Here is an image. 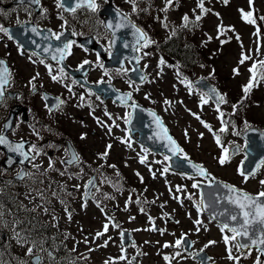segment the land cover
I'll use <instances>...</instances> for the list:
<instances>
[{
  "label": "rangeland",
  "instance_id": "1",
  "mask_svg": "<svg viewBox=\"0 0 264 264\" xmlns=\"http://www.w3.org/2000/svg\"><path fill=\"white\" fill-rule=\"evenodd\" d=\"M144 3L152 5L153 12L158 15L159 23L156 26L160 32H167L162 29L160 20L167 16V23L170 28L173 27L174 22L180 21L182 17L187 14L189 17H195L201 14L200 8L197 7V1L195 0H176V3L169 8L167 13L161 11L164 7L165 0H143ZM105 0H97V3L101 5ZM114 4L119 3L122 10L126 11L130 5L125 0H113ZM204 7L210 11L206 12L201 21H199L200 27L198 35L203 39L211 37L210 44L216 54V62L221 67L218 68L219 73L227 78L228 86H232L234 91L239 90L240 86L247 83L250 77L249 68L254 61L264 60V20L260 19L264 17V0H253L252 5H249V0H228L225 4L224 0H204ZM241 9L244 12L252 11L256 20L255 24H249L242 20ZM195 10V11H194ZM81 12V11H79ZM85 12V11H83ZM86 14V13H85ZM218 14V15H217ZM222 24L227 29L231 27L232 31H226L223 36H218L217 26ZM259 29V35H255ZM100 36L107 42V33L104 28L100 30ZM237 36L239 39H237ZM221 41H227L221 43ZM11 41L0 34V54L5 48L6 50L12 49ZM259 49V51H257ZM13 50V49H12ZM78 47L73 48V55L70 56L71 63H77L83 60L85 53H78ZM151 53V55L144 57L140 64L144 69V65L147 64L148 68L144 69L148 73V80L152 82H145L139 84V91H133L134 99H139L142 103L152 109H154L165 122L173 136L182 146L184 153L188 158L203 164L215 178L226 181L232 185L244 189L249 193H257L261 190L259 181L264 179V166L261 167L255 178H250L247 183L243 181V178L238 174L237 169L240 167L241 160L244 157L242 151L237 152L232 156L229 163L221 166L217 162V157L221 153V149L216 145L213 138V134L204 128L198 120L194 118L190 113H197L207 123H209L214 130H218L221 127L220 121L217 119L218 113L215 110V103L211 100L208 104H200V90L193 86V94H189L188 89L184 84H181L179 78L176 75L175 70L168 66L171 63L168 57V51H158L152 49V46L145 49ZM244 52L247 55H251L252 59L245 61L244 64H239L241 53ZM18 53H15L17 56ZM15 56L13 58H15ZM91 59L95 60V57ZM80 58V59H79ZM163 58L166 61V65H162L158 68L159 60ZM18 61L22 59L18 58ZM96 64V62H95ZM259 67V66H258ZM125 68L130 69L129 64H125ZM238 68L239 75H234L233 69ZM209 68L198 67L193 71H189L194 78L206 77L210 72ZM264 71V70H261ZM30 72V70H29ZM161 72L160 75H157ZM220 77V74L218 75ZM88 78L90 81L107 79V76L103 75V70L96 65L89 72ZM181 78L188 77L181 75ZM126 79L121 76L114 78L113 84L118 89H126L132 91L129 88ZM224 87V86H222ZM257 97L264 95V81L257 86ZM64 86V91H66ZM227 89V88H226ZM82 90L77 89L76 94L81 93ZM146 95L149 97L146 99ZM90 103L94 104L92 108L86 106L74 105L72 101L70 104H66L70 109L73 117L67 120V126L69 125L70 132L74 136H77V132L80 131L86 135L85 139H81L79 146L83 149L84 155L80 153L81 159L86 161H97V169L95 172L98 179V185L100 192H95L94 197L89 199L86 203L81 200V194L70 193L68 194L67 204L72 207V218L68 219L65 211H56L52 205L51 193L49 192L50 203L48 205L50 211L56 217L64 215V231L69 235L67 239L68 245L64 246L66 249L69 246L71 249L74 244H78L76 251L73 255L82 257L84 264H105L112 258V264H127L126 260H119L121 255L119 231L109 225V231L99 238H95L97 231L103 230V225L107 223V220L99 209L101 206H97L98 198H101L105 202V208L122 219L123 226L130 229L133 232L136 246L141 248L144 255H140L139 262L141 264H167L163 259L165 255L172 256L176 251H181L182 256L177 257L171 261V264H199L194 260L190 253H187L181 247L176 248H164L165 242L174 244L182 233H186L194 242L195 247L205 248L209 241H216L215 244L209 245L205 248L212 255L211 264H237L235 260H229L227 258L228 253L226 251V245L223 241V235H231L225 230V233H221L219 224L210 219L204 212L197 213V209L194 206L193 200H189L186 197L193 195L194 200L198 201L199 194L198 189L192 188L193 180L186 177L184 174L173 172L169 170L167 173L161 175V172L165 166H168L169 161H165V155L155 153H145L144 149L134 137L128 134L126 125L123 119H117L116 124L119 127H112V132L109 134L108 128L101 126L97 122L99 118L104 125H112V120H109L105 116V110L112 115L113 118L124 117L126 112H129V108H125L121 105L113 103L111 101L97 100L95 96L88 95ZM167 99L172 102L171 107L164 104V100ZM153 101L155 103H153ZM182 101V103H180ZM234 102H228L221 105V110L225 113V119L230 121L229 131L227 133H221L222 142L228 146V142L238 143L240 146L244 144L240 135H233L232 124L235 125L236 131L244 130V122L247 121L250 125L254 122H259L264 127V103L258 102L247 107V109L241 114L233 115L232 105ZM66 108V109H67ZM167 109V110H166ZM190 110V111H188ZM91 113V114H90ZM247 113V115L245 114ZM261 127V126H260ZM261 127V128H263ZM185 130L188 132V138H185ZM130 137L132 147H127V144L121 143V139L125 135ZM203 133V137L200 136ZM16 136V135H15ZM81 137V136H79ZM111 144L112 148L109 150V155L106 160L100 159L99 154L105 150L106 145ZM183 155V154H182ZM140 156H146V163H140ZM59 157H61L59 155ZM47 156L42 157L41 161L46 160ZM159 161V163H156ZM103 165L101 168L100 166ZM108 165H115V168L108 167ZM151 168V172L149 171ZM121 171L122 175L129 177L132 183L133 189L127 190L126 187H120L119 191H114L110 183L100 184L102 179L100 173L105 176L108 173ZM139 173V176L137 175ZM152 173H155V177ZM14 173L5 174L7 179H10ZM143 177V182H141ZM196 180H201V177H195ZM202 182H206L203 179ZM85 179L82 177L76 179H69L64 177V186L80 187L76 190L81 191L82 185H84ZM121 184V183H120ZM177 186L182 187V192H177ZM64 187V188H65ZM171 190V191H170ZM6 194V193H5ZM112 197L111 199L105 198V195ZM180 197V201L174 199V197ZM131 197V200L129 199ZM137 198L141 202L147 200L148 203L144 204L145 211L141 212L139 204L136 203ZM21 199V198H19ZM18 199V201H20ZM55 201L57 202L56 198ZM155 201L154 203H152ZM56 202H53L56 203ZM127 202V206H126ZM32 208L35 207V202H27ZM82 204H86V207H82ZM163 205V207H161ZM65 208V205H64ZM42 209H37L38 215L41 214ZM43 211V210H42ZM48 212V213H49ZM171 214L175 219L172 220L169 216L164 217V213ZM47 213V214H48ZM47 214L43 212L42 216H36L38 221L42 223L47 222L49 225H54L55 220L48 218ZM154 218V222L158 224V229H163L164 234L161 235L159 231H148L152 227L149 223L148 217ZM53 217V216H52ZM134 217V219H130ZM199 219L202 225H196L194 220ZM179 221V223H177ZM200 227V231L196 232V228ZM205 228L207 230H205ZM140 229V231H134ZM7 230V229H6ZM11 237V232L9 231ZM64 235V233H63ZM88 237V243L84 242V238ZM109 237L111 239L109 240ZM108 241L106 247H98L103 245L105 241ZM83 241V243H82ZM148 241V243H145ZM82 243V244H81ZM94 249L88 251V249ZM69 250V249H68ZM70 251V250H69ZM86 251H88L86 253ZM73 253V252H70ZM233 255H240L239 264H255L258 252L253 249L251 255H248L245 259L240 253H237L233 249ZM87 257V259H84ZM44 264V263H43ZM262 264H264V258H262Z\"/></svg>",
  "mask_w": 264,
  "mask_h": 264
},
{
  "label": "snow or ice",
  "instance_id": "2",
  "mask_svg": "<svg viewBox=\"0 0 264 264\" xmlns=\"http://www.w3.org/2000/svg\"><path fill=\"white\" fill-rule=\"evenodd\" d=\"M19 5H24V11L31 16L32 12L30 11L31 6H36L40 10L41 18L46 19L47 18V8H44L42 6L41 0H17ZM107 3L108 0H105ZM126 3H128L131 6V13H125L120 9L115 10V18L111 20L106 21H98V23L106 29L111 34V39L108 40V44L106 47V51L108 52V55L111 57L113 56V49L117 44V33L121 32L123 30H127L130 32L131 36L133 37V40L131 42L124 40L123 41V48L125 49H131L134 53H137L139 55H133L132 57L128 58L129 62L134 61L135 66L131 69L124 67V60L120 61V66L113 69L112 71H109L107 68H105L103 62L101 61L100 54H96V66L103 69V75L108 77V80L105 81L103 78L99 81H97V84H107L108 88L101 89L100 91L103 93H107L109 90L116 93L115 100L119 101L120 104L125 108H131L132 110L139 109L140 111H144L140 108V106L133 100V91H139V84H143L145 82H152L148 80V73L146 71H143L139 68L140 62L144 57H147L151 55V53L144 51L145 49L151 47L152 45H155L157 42L153 40L147 31H145L142 27L137 25L132 19L131 15L137 14L139 12H145L147 9L140 8V2L141 0H125ZM176 3V0H165L164 7L161 9L162 12L167 13L169 8L172 7ZM224 3L227 4L228 0H224ZM253 3V0H249V5L251 6ZM55 6L57 9L60 10L58 13L57 18L63 21L60 25L61 31L57 32L54 31L51 28L47 29H41L38 27V25L34 24L31 20L21 21L19 19L16 20V24L20 26L21 28H24L25 25H31L30 28H26V31H30L35 36H39L42 38V40L46 41V46H42L41 44L37 43L35 40L32 41V43L35 45L36 48L41 49L43 53L48 54L50 56L52 61L56 62L57 68H53L52 64L45 63V59H39V63L43 64L45 68L48 71V75L51 78L53 82L64 84V81L68 78V73L65 71V67L63 66V62L73 55V48L75 47H82V45H79L78 42L75 39H66L62 41V38L65 37L66 32L68 31V20L65 19L63 13H70L75 18V14L79 10H84L91 13H98L100 11V6L97 3V0H55ZM197 7L200 8L201 14L195 16V20H190L189 16L185 14L182 17V24L180 27L188 28L190 26H195L199 21H201L203 15L210 11L209 9H206L204 7V0H197ZM13 11H16V9H13ZM195 11V10H194ZM241 11V18L245 22L249 24H255L256 20L254 18L253 12L248 11L244 12L243 9ZM0 13H4V10L0 9ZM218 15V14H217ZM159 19V18H158ZM260 19L264 20V17H261ZM160 23L162 27L168 28L167 23V16L165 15L164 19L160 20ZM233 29L231 27H228L227 29L222 24L217 26V33L218 36H223L226 31H232ZM0 34L3 36H6L9 40H13L14 36L10 30L9 27L5 26V24L0 23ZM177 34V28L173 27L171 29L169 39L172 36H175ZM255 35H259V29L257 30ZM83 33L77 32L74 29L71 31V36H82ZM98 39V38H97ZM211 37H209V40ZM237 39L239 37L237 36ZM61 42L59 44H53L52 42ZM227 41H221V43H226ZM84 51H89V49L85 48ZM259 51V49H257ZM33 56H39V53L33 52L31 53L29 59L36 63L35 60H32ZM251 55H247L244 52L241 53V58L239 60V64H244L245 61L251 60ZM92 61L88 59H84L80 62V64L77 67V71L83 70L85 65H91ZM162 65H166V61L161 58L158 62L157 67L161 68ZM259 66V67H258ZM203 67V65H201ZM148 65H144V69H147ZM264 60L260 61H254L252 66L249 68L250 77L247 82V84L242 86V92L243 96L241 97V100L237 104L232 105L233 109V115L237 113L239 108L243 106V101L246 100L251 93L252 89L256 87L259 83L264 81ZM136 73L140 72L139 75V84H137L136 80H133L129 78L126 83H128L129 88L132 89V91L129 92H120L119 89L112 88L111 81L116 76H128L129 72ZM162 72V68H161ZM161 72H158L157 75H160ZM234 75H239L238 68L233 69ZM39 73L37 72L31 79L28 81V85L30 86V92L32 94H36L38 91L37 84L35 81L39 78ZM177 77L179 78V81L181 84H184L185 87L188 89L189 94H193V82L187 80L186 78H181V73L177 71L176 73ZM211 76V74H210ZM205 78H201L203 80ZM14 82V74L10 67L8 66L7 62L4 59H0V106L4 105V102L6 99L9 98L8 89L12 86ZM76 80H72V84H76ZM197 84L201 83V81H197ZM64 86L67 88L69 93H72V87L71 85L64 84ZM39 87H43V85H40ZM89 95H96V99L100 100V95H97L96 93L92 92L91 90H88ZM41 98L43 100H48L49 97L47 94H41ZM148 99L149 97L146 95L145 97ZM54 99L55 103L53 105L45 104V108L47 109L49 115H52L55 111H62L63 106L66 104V100L62 99L61 97L57 96L52 98ZM80 100L84 101L85 97L83 95L80 96ZM210 100L215 103L216 107L215 110L218 113L217 119L220 121L221 127L218 130H214L212 126L205 122L200 115L197 113H190L194 116L196 120L200 122V124L206 128L210 133L213 134V138L215 140L216 145L221 149V153L219 157H217V162L224 166L225 164L229 163L232 156L235 155L237 152L243 151L240 146L235 145L234 142H228V146H226L221 139V133H227L229 131V124L230 121L226 120L225 113L221 110V105L227 104L228 101L226 99V94L220 93L215 87H206V90L202 89L200 92V104L205 105L210 102ZM115 102V101H114ZM153 103H155L153 101ZM182 103V101L180 102ZM164 104L171 107L172 102L165 99ZM78 106H83V104H80ZM88 106L91 108V103L88 104ZM167 110V109H166ZM31 111V110H29ZM190 111V110H188ZM91 114V113H90ZM105 116L109 118V120H112V125H104L102 121L97 119V122L101 124V126L107 127L109 134L112 132V127H119L118 124H116L117 119H123L125 125H131L132 124V112H126L124 117H116L113 118L110 113L105 110ZM149 115L152 117L153 122L156 125V130L153 132V135L149 137V139L155 138L158 142L161 143L162 147H164L168 152L171 153V155H165L164 159L165 161L171 160L173 157H178L180 154H183V160L187 161L191 168L194 170L195 174L201 177V180H196L195 176L188 177L189 179L193 180L192 188L193 189H201L202 180L207 179V187H213L215 186L218 191L215 193H210L207 197L205 193L201 190L199 195V200L196 201L193 198V195H188L186 198L189 200H193L194 206L197 209V213H201L205 210L213 209L212 216L213 219L216 218H223L222 222L220 223V231L221 233H225V230L227 232L231 233V235L224 234L223 235V241L225 243L226 251L228 253L227 258L229 260H235L237 264H239V260L241 258L240 255L234 256L233 255V249L237 253H240L245 259L248 255H251L253 248L259 253L256 257L255 264H262V258H264V190H261L255 194L249 193L245 191L242 188H238L235 185L228 184L226 182L218 181L214 176L211 175V173L208 172V170L201 164L192 163L190 159L188 158L187 154L184 153V150L179 146V144L173 139L171 135H169L168 128L164 125V122L162 118L156 114L155 111H150ZM31 128V135H33L36 138V141L40 142H30L26 141L24 138H20L19 140H12L9 138L8 135H6V132L8 130H11L13 134H15L16 129L19 128V124H16L13 127V124L11 121H6L3 126H0V147H3L6 149L7 153H11L13 155H8L6 158V163L9 168H11L13 165L17 164L18 159V169L16 172V179L20 181L24 180H30L32 184L34 185H44L45 181L42 179V177H47L50 172L56 171L59 172L61 176L69 175V179L72 178V175L68 173V168L74 165H80L82 163V159L80 155L71 149L70 147H66L64 149L65 155L60 158L59 162L65 166L64 171H60L56 168L57 161L51 157L48 158L47 167H43V164L40 163V159L42 157H45L48 155L46 149L56 148L59 149L58 145H54L52 143H42L44 140V137L41 135V128H37L35 124L29 125ZM43 130L51 132V128L44 125L42 126ZM233 128V135H240L241 133L239 131L235 130V125L232 124ZM128 131L130 132L131 129L129 128ZM244 131L245 132H259V130L252 128V126L245 121L244 122ZM185 138H188V132L185 130ZM259 135L261 138H264V132H259ZM200 136L203 137V133H200ZM81 139H85L86 135L81 134ZM121 143L127 144V147L131 148L132 143L130 142V137L125 135L123 139H121ZM248 147L247 143L245 144L244 148L246 149ZM112 148L111 144L106 145L105 150L99 154L100 159L106 160L109 155V150ZM145 153L148 152V149H142ZM140 163H146V156H140ZM156 163H159V161H156ZM243 164V161L241 162ZM27 165V167H24ZM264 166V160H261L260 163H258L254 169L245 172L242 167H238L237 172L238 174L243 178V181L245 183L248 182L250 178H255L257 176V173L261 169V167ZM101 168L103 165L100 166ZM108 167L115 168V165H108ZM7 171V169H0V174H4ZM94 171H99V169H96ZM149 171L151 172V168H149ZM169 171V167L165 166L161 172V175L164 173H167ZM83 174V168L81 167L80 173H77V178L80 177V175ZM155 177V173H152ZM102 179L100 180V184L104 183H111L112 186L119 191L120 186L118 180L116 182H113L109 177L105 176L102 172L100 173ZM139 176V173H137ZM117 178L120 177V173L117 171L116 173ZM141 182H143V177H141ZM8 183H11L9 181ZM52 183L49 182L47 185V188L45 187H29V190L25 193V199H28L30 203H33L37 199L40 200L39 204H36L34 208L29 209L27 205H24L22 202L20 204V209L26 212H36L37 209H42L44 213H48L50 211L48 205L50 203V199L47 196V193H51V198H59L60 202L65 205L64 211L68 216V219L71 220L72 218V212L69 209V206L67 205V202L63 199L61 196V192L64 191V185H58L57 188H52ZM261 188L264 189V179H261L259 181ZM74 187L79 188V185H75ZM84 188V197L85 198H95L93 189H95V192H100V187L97 185L96 178L90 177L87 182L83 185ZM2 191V189H0ZM171 191V190H170ZM177 192H182L183 189L180 186H177L176 188ZM105 198L111 199L112 197L108 196L107 194H104ZM131 200V197H129ZM177 201H180V197L176 196L174 197ZM153 201L152 203H154ZM136 203L141 205L140 211L144 212L145 209L142 206L143 204H147L148 201L145 200L141 202L139 198H137ZM217 205H227V207H223L222 210L216 211L215 206ZM97 206L99 207V203H97ZM127 206V202H126ZM82 207H86V204H82ZM163 207V205H161ZM101 211L103 212L104 209L101 208ZM11 217V221L6 219V217ZM169 214L167 212L164 213V217H168ZM53 220H58V217L53 215ZM134 219V217L130 218ZM149 223L152 225L149 229H146L148 231H159L161 235L164 234L163 229H158L154 224V218L149 216L148 217ZM26 223H30V221L21 220L18 216H16L14 213L7 211L3 204H0V228L7 229L11 232V239L15 241V243L24 248L25 252L24 255L28 257V260L20 259L18 257H14L13 259L17 260V264H42V253H46L48 259L50 261H54L55 257L53 255V251L49 248L45 247L46 240L43 236H40L38 238L33 237L32 235V228L24 227ZM179 223V221H177ZM196 225H202V222L199 219H196L193 221ZM111 224L112 227H119V224L113 223V218H109L108 222L103 225L102 231H97L95 233V238L103 237L108 231H109V225ZM56 227L57 225H53ZM205 230H207L205 228ZM134 231H140V229H135ZM200 231V227L196 228V232ZM68 233L64 234V238H69ZM121 236V255L118 257L119 260H126L127 264H134L135 257H132L131 259H128L124 253H125V245L123 244V239L125 237V232H120ZM111 237H109V240ZM84 242L88 243V237L84 238ZM145 243H148V241H145ZM194 242H189L187 240V234L182 233L181 236L176 239L174 244H169L168 242H165L163 245L164 248H176L180 249L182 245H184V251H187L188 248L192 246ZM216 241H209L208 244H206L204 247L207 248L209 245L215 244ZM108 244V241L106 240L103 245H98V247H106ZM132 247H137L135 243L133 242ZM94 249L89 248L88 251H93ZM71 251H76L75 245L71 249ZM204 249H200V252H203ZM138 255H144V253H140L138 250ZM198 255V254H197ZM3 253L0 252V264H5V262L2 259ZM182 252L176 251L174 255L168 256L165 255L163 259L167 262V264H171V261L176 259L177 257H181ZM84 259H87V257H84ZM206 260H211V257H206ZM69 264H76V261H70ZM105 264H112V258H110L108 261H105Z\"/></svg>",
  "mask_w": 264,
  "mask_h": 264
},
{
  "label": "flooded vegetation",
  "instance_id": "3",
  "mask_svg": "<svg viewBox=\"0 0 264 264\" xmlns=\"http://www.w3.org/2000/svg\"><path fill=\"white\" fill-rule=\"evenodd\" d=\"M42 6L47 8V18H41L40 10L38 11L36 6H31L30 11L32 15L29 16L24 11V5L19 4H12V0H0V9L4 10V13H0V23L6 25H17L16 20L19 19L21 21L31 20L34 24L38 25V27H47L51 28L54 31H61L60 25L63 21L57 18L58 13L60 12L59 9L55 6V0H41ZM16 9V11H13ZM64 15V13H63ZM79 18L83 19L84 15H78ZM83 27H92L91 30L86 33L82 31L83 35H91L95 43L101 44V37L97 32V26L94 24L91 25L90 23H86L82 25ZM69 28H72L71 25H68ZM98 38V39H97ZM12 49L6 50L5 48L2 50V56L8 62V66L12 70L14 74V82L12 86L8 89L9 98L6 99L3 106H0V126L3 125V121L7 116L9 110L14 105H19L22 109H20L17 114L15 115L13 127L16 124H19V128L16 129L15 134H27L31 136V128L29 125L35 124L37 128H41V134L44 137L43 143H47V141H51L54 145H62L64 144V106L62 111H55L52 115H49L47 109L45 108V102L41 98V94L43 91H48L53 94L59 95L62 99H64V84L56 83L51 80L48 75V71L45 66L39 63V59H45L42 57L33 56L32 60H35L36 63H33L29 57L32 52L23 49L17 42L11 40ZM102 45V44H101ZM103 46V45H102ZM105 46V45H104ZM105 49V48H104ZM84 51V49H83ZM106 51V50H105ZM85 52V51H84ZM15 53H18L15 56ZM92 56H96L97 52L95 51H88ZM106 53H108L106 51ZM15 56V58H13ZM18 58L22 59V61H18ZM101 58V56H100ZM45 63L52 64L53 68H57L55 61H50L45 59ZM30 70V72H29ZM39 73V78L35 83L37 84L38 91L36 94H32L30 92V86L28 85V81L33 77L36 73ZM43 85V87H39ZM31 110V111H29ZM23 114L25 115V119H23ZM58 117H61L62 125L59 126ZM48 126L51 128V132L43 130L42 126ZM13 134L12 131H10ZM53 141V142H52ZM32 142V141H31ZM36 142V141H35ZM74 142V141H73ZM76 143V142H74ZM51 153H48V157L46 160L41 161L43 167H47L48 158L51 157L57 161L56 168L60 171H64L65 166L62 165L59 160L64 156V147H61L60 150L56 148H51L49 150ZM62 154V157H58V154ZM2 159V154L0 152V162ZM98 164L94 163H87L82 159V163L80 165H74L68 168V173L72 175L71 179L77 178V173H80L81 167L83 168V174L80 175L83 179L87 178V175H94V171L97 169ZM18 165H15L9 169L4 174H0V189L9 186L7 178L4 176L5 174L14 173L18 169ZM0 169H4L0 164ZM64 177H69V175L61 176L59 172L53 171L50 172L47 177H42L44 181H60V185H64ZM28 180L18 181L16 185H26ZM77 188L74 186H68V191L72 193H79L80 191L76 190ZM61 196L64 199V191L61 192ZM63 206L62 211L64 210V204L61 203ZM64 212V211H63ZM60 223H64V215L61 216V222L59 219L57 220V225ZM132 250V249H131ZM130 250V251H131ZM138 250L141 253V249L135 248L134 251L138 257ZM135 254V255H136ZM127 258L131 259L132 254L126 252L124 254ZM55 257V256H54Z\"/></svg>",
  "mask_w": 264,
  "mask_h": 264
},
{
  "label": "water",
  "instance_id": "4",
  "mask_svg": "<svg viewBox=\"0 0 264 264\" xmlns=\"http://www.w3.org/2000/svg\"><path fill=\"white\" fill-rule=\"evenodd\" d=\"M115 10H116V8L114 6H112V4L110 2L106 5H104V7L100 11L102 14L105 15L104 21L114 19L115 18ZM14 29L15 28L10 27V30H11L13 36L14 35L17 36L15 32L13 33ZM71 38H72L71 33L69 31H67L66 35L64 37V40L71 39ZM34 40L37 42L36 39H34ZM124 40H127L129 42H131L133 40V37L131 36L130 32H128L127 30H123V31L117 33V44L113 49L114 54H113V56H111V57L109 56V58L104 59V65L105 66H118L119 67L121 60H125V59L129 60L128 58L132 57L133 55H138L137 53H134L131 49L123 48L122 44H123ZM32 41H33L32 39L25 38V39H23L22 44L25 47L30 48V49L38 52L39 49L35 47V45L32 43ZM80 42L87 47L92 46V42H91L90 38L80 39ZM44 44H46V43H44ZM44 56H46V55H44ZM130 63L132 64V67L135 66L134 61H132ZM88 68H89V65H85L84 69L80 70V71L72 70L68 67L66 69L72 74V76L78 82L92 88L97 93L102 94L103 98H109L110 97L113 100H115L116 93L112 92L111 90H109L107 93H103L100 91L101 89L108 88V85L106 83L105 84H99V85L98 84H90L85 80L84 75H85L86 71L88 70ZM139 68H140V66H139ZM140 74H141L140 72H136V73H132L131 71L129 72V76L133 80H136L137 82H139L138 77ZM197 81H201V83L197 84L196 83ZM194 84L198 85L200 88H202L204 90H206V87H214L212 84H210L205 79L201 80V78L196 80L194 82ZM111 86H112V88H114L112 84H111ZM120 92H126V91H120ZM47 96L52 97V95H50V94H47ZM117 102H119V101H117ZM138 105L144 111H140L139 109L134 111L131 109V112L133 113L132 124L128 125V127L131 129L130 132L131 133L138 132V134H139L138 140L143 145H146L147 147H149L151 150L157 151L160 153H168L170 156L171 153L168 152L164 147H162L160 142H158L155 138L149 139V137L152 136L153 132L156 130V125L153 122L152 117L149 115V112L154 111V110L146 108L140 104H138ZM12 112L13 111H11V114H12ZM252 128L259 130V132H264V131L258 129L257 127H252ZM259 132H245L244 131L241 133V136L246 140V143L248 145V147L246 149L244 148V152H245L246 156L243 160V164L241 165V167L244 169L245 172H248V171L254 169L255 166L258 163H260L261 160H264V138H261V136L259 135ZM6 135H8L7 132H6ZM169 135H170V133H169ZM26 141H28V140H26ZM68 147H70L72 149V147L70 145ZM1 148L5 152V157L2 160V164H4L5 166L8 167V165L6 163V158L8 155H13V154L7 153L6 149L3 147H1ZM16 159H17V163H18L19 158H16ZM191 162L195 163L193 161H191ZM170 168L185 172V173L190 174V175L195 174L194 170L191 168V165L187 161L183 160V157H180V156L173 157L171 159ZM218 181H220V180H218ZM206 185L207 184H202L201 189H200V191L202 190L205 193L206 197L210 193H215L216 191H218V189L215 186L207 187ZM223 207H227V205H217V206H215V210L220 211V210H222ZM205 211L209 215L212 216L213 209H209V210H205ZM216 220L219 222H222L223 218H216ZM124 232H125V237L123 239V243L127 245L132 241V237H131L130 232L128 230L124 231ZM187 240L190 242V240L188 238H187ZM189 249L190 248H188L187 250H189ZM194 256L196 258L200 259L201 264H206L208 262V260L205 259L206 257H208V255L204 251L203 252H200V251L196 252L194 254Z\"/></svg>",
  "mask_w": 264,
  "mask_h": 264
},
{
  "label": "trees",
  "instance_id": "5",
  "mask_svg": "<svg viewBox=\"0 0 264 264\" xmlns=\"http://www.w3.org/2000/svg\"><path fill=\"white\" fill-rule=\"evenodd\" d=\"M136 20L141 22L140 17H136ZM181 24L182 23L179 24L177 34L175 36H172L170 39H167V41L169 42L167 43V45L171 46V49H175L176 46L178 48L175 54L180 70H188L189 68H192L196 63L200 62H207L212 64L213 70L210 79L220 89H223L222 86L227 88V90H224L223 92L224 94H226L227 101L237 104L241 100V97L244 95L242 92L243 85L240 86L239 90L234 91L232 86H228L226 77H222L221 79L215 77V75H218L219 70L216 65H214V60L210 61L206 55L208 51L205 49L206 43L204 41L198 43L197 38L194 36L192 37L191 29L189 27H180ZM258 102H264V95H262L261 97H257V94H255L252 89L248 98L243 101V106H241L237 112H244L247 107ZM254 123L258 122L256 121ZM0 252L3 253L2 259L5 264H17V260L13 258H20L21 255L24 254L25 249L18 246L15 242L7 243L0 241Z\"/></svg>",
  "mask_w": 264,
  "mask_h": 264
}]
</instances>
